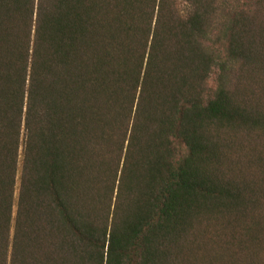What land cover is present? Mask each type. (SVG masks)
Segmentation results:
<instances>
[{
  "label": "trees",
  "instance_id": "obj_1",
  "mask_svg": "<svg viewBox=\"0 0 264 264\" xmlns=\"http://www.w3.org/2000/svg\"><path fill=\"white\" fill-rule=\"evenodd\" d=\"M0 264H264V0H0Z\"/></svg>",
  "mask_w": 264,
  "mask_h": 264
}]
</instances>
